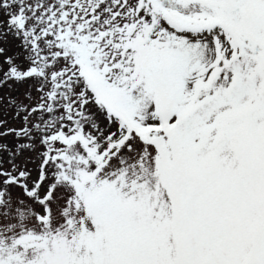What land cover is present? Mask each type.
<instances>
[{"label":"snow or ice","instance_id":"snow-or-ice-1","mask_svg":"<svg viewBox=\"0 0 264 264\" xmlns=\"http://www.w3.org/2000/svg\"><path fill=\"white\" fill-rule=\"evenodd\" d=\"M0 264H264V0H0Z\"/></svg>","mask_w":264,"mask_h":264}]
</instances>
